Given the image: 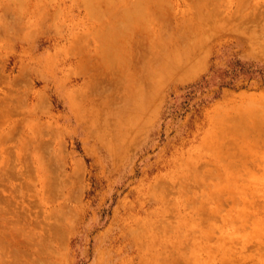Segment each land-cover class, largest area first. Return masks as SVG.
<instances>
[{
	"label": "rangeland",
	"instance_id": "1",
	"mask_svg": "<svg viewBox=\"0 0 264 264\" xmlns=\"http://www.w3.org/2000/svg\"><path fill=\"white\" fill-rule=\"evenodd\" d=\"M0 264H264V0H0Z\"/></svg>",
	"mask_w": 264,
	"mask_h": 264
},
{
	"label": "crops",
	"instance_id": "2",
	"mask_svg": "<svg viewBox=\"0 0 264 264\" xmlns=\"http://www.w3.org/2000/svg\"><path fill=\"white\" fill-rule=\"evenodd\" d=\"M160 8H161V4H160ZM122 20H124V17H122ZM169 25H170V27H172L173 24L170 23ZM125 31H126L125 28L120 26L119 27V31L117 30L116 32L120 33V32H125ZM233 38L235 40H238V38L235 37V36ZM169 41H170V44H171L172 43V39L169 38ZM171 59H172V54H170V60ZM243 61L250 62L249 63L250 65L255 64V62H253L251 60H243ZM169 67H170V72H172L173 68H176V64L171 61L170 64H169ZM175 77H176V74H175ZM171 80H172V76H171ZM166 81H168V80H166ZM161 84H162V80H159V81L155 80L154 82H152L151 85L148 86L147 94H146V98H145L146 103H147V110H148L146 113L156 114V113H158L160 111V109L162 107V98H163V88H162Z\"/></svg>",
	"mask_w": 264,
	"mask_h": 264
}]
</instances>
